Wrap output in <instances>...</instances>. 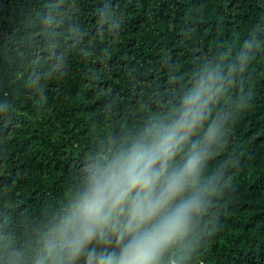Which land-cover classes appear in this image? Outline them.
<instances>
[{
	"label": "trees",
	"instance_id": "obj_1",
	"mask_svg": "<svg viewBox=\"0 0 264 264\" xmlns=\"http://www.w3.org/2000/svg\"><path fill=\"white\" fill-rule=\"evenodd\" d=\"M246 41L252 59L213 105L217 191L185 264H264V0H0V250L40 264L84 167Z\"/></svg>",
	"mask_w": 264,
	"mask_h": 264
},
{
	"label": "clouds",
	"instance_id": "obj_2",
	"mask_svg": "<svg viewBox=\"0 0 264 264\" xmlns=\"http://www.w3.org/2000/svg\"><path fill=\"white\" fill-rule=\"evenodd\" d=\"M254 47L246 41L235 59L206 66L166 118L101 149L47 225L42 252L33 260L185 264L194 231L217 191L219 177L204 178L225 119L213 113V105L252 59ZM33 251L10 243L0 250V264H28Z\"/></svg>",
	"mask_w": 264,
	"mask_h": 264
}]
</instances>
